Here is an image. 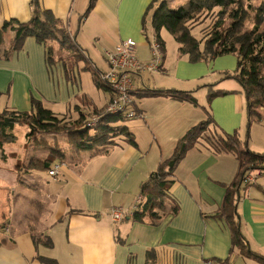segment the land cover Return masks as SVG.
Wrapping results in <instances>:
<instances>
[{
	"label": "crops",
	"instance_id": "crops-1",
	"mask_svg": "<svg viewBox=\"0 0 264 264\" xmlns=\"http://www.w3.org/2000/svg\"><path fill=\"white\" fill-rule=\"evenodd\" d=\"M36 1L40 11L50 12L73 38L75 48L84 57V65L80 68L77 63L71 73L73 77L68 79L62 61L57 57L48 59L46 45L34 36H26L20 49L12 50L14 30L7 29L0 41V112L5 109L30 111L32 99L58 116L72 113V108L74 111L102 108L110 98V91L103 87L107 96L103 95L102 100L97 96L99 86L88 67L98 74L107 70L104 50L112 49L126 38L136 42V56L146 61L139 49L149 48L148 40L154 36L151 18L155 5L146 13L151 0H95L83 15L90 0ZM33 8V0H0V28L10 20L27 22ZM176 44L177 49L178 45L184 51L189 49V40ZM163 50L159 72L144 79L133 77L135 88L189 89L196 82L197 94L207 93L203 85L208 83L204 80L213 76L211 60L218 56L191 61L187 52L178 49L179 56L175 54L173 66L169 68L165 41ZM95 55L103 59L105 69L98 66ZM218 63L223 68L224 60ZM82 71L87 74L86 85L81 80ZM162 80L171 83H160ZM227 100L232 101V107L228 112H220L219 106L226 108ZM134 103L137 117L131 118L134 123L127 126L136 145L119 138L111 144L78 153L65 148L64 160L56 161L62 166L52 182L43 185L46 200L40 217V225H43L38 229L40 234L50 236L52 246L35 245L33 232L21 226L23 221L12 219L11 223L8 217L10 226L5 229L13 228V232L10 237L1 238L0 264H43L38 256L55 259L56 264H147L148 254L153 264H252L251 258L232 248L226 222L213 217L222 206L227 188L235 180L238 162L234 155L216 152L204 144L201 146V142L188 149L175 166L174 182L167 193V212L160 213L158 220L146 217L137 221L132 215L117 222L110 218L108 212L112 207L131 209L140 196L141 184L150 173L171 156L176 143L189 128L206 118L198 103L194 105L169 95L135 94ZM211 104L214 123L210 129L232 133L242 124L244 100L241 94L217 96ZM17 152L19 148L14 141L0 148V205L6 199H14L13 188L19 174L16 172ZM33 200L38 201L34 197ZM172 201L177 203L175 214L169 210ZM236 206L240 230L248 246L264 256V176H255L245 190L240 189ZM4 211L6 208L1 212Z\"/></svg>",
	"mask_w": 264,
	"mask_h": 264
},
{
	"label": "trees",
	"instance_id": "trees-1",
	"mask_svg": "<svg viewBox=\"0 0 264 264\" xmlns=\"http://www.w3.org/2000/svg\"><path fill=\"white\" fill-rule=\"evenodd\" d=\"M197 1L189 0L186 6H179L177 8L169 9L165 7L164 0H151L146 13L152 9L156 4L157 9L153 8L151 23L154 37L161 44L164 57V40L160 35L162 28L174 36L177 43L184 44L189 40V49L184 51L182 46L179 51L187 52L191 61H198L200 59L211 60L219 55L232 53L237 58V65L235 71L232 73L224 72L222 79H234L239 89H220L216 88L215 83H208L203 85L207 89L206 99L207 105L202 106L206 114V118L189 128L185 134L178 140L171 156L160 162L155 171L150 173L148 178L140 186V195L142 197L138 209L132 214V218L137 221H142L144 218L158 220L160 213L167 212V193L170 185L174 182L172 175L177 163L183 158L186 151L192 148L196 143L201 142L202 134L206 131L212 133L211 139H206V144L209 149L216 152L230 153L234 155L238 162V172L234 182L227 188L221 208L213 217L223 219L231 233L232 248L236 247L239 253L244 257L251 258L254 261L264 264V256L255 252L248 246L245 236L242 234L238 222V214L236 211V204L240 199V189L245 190L252 182L244 183L245 175L252 174L264 176V151L255 152L248 148L247 140L244 142V148L240 147V138L238 132L234 130L232 133H226L221 129H210L214 123L211 112V101L217 97L229 93H239L243 96L245 102L246 112V128L257 122L264 120V117L258 113V108H264V17L260 18L252 24L251 28L244 29L243 23L247 20V12L245 16L238 15L243 0H212L213 6L230 7L233 10V17L241 19V23L237 26L233 21L221 30L214 31V35L209 38L204 44V48H200L199 41H195L190 37V33L186 23L194 20L196 12L201 9ZM95 0H90L85 15L93 6ZM34 8L32 17L27 22H17L15 20L6 21L0 28V41L2 34L7 29L14 30V37L12 40V50L20 49L23 40L26 36H34L38 41L46 45L48 59L52 57L51 47L47 44L46 38L56 41L62 46H67L74 51L72 60L68 62L62 61L65 69L66 78L70 79L73 67L80 59H84L80 51L75 48L74 40L68 35L60 21L51 16L50 12L40 11L37 1L33 0ZM236 6V7H235ZM250 7L251 5L248 4ZM229 10V11H230ZM230 11V12H231ZM229 12V13H230ZM146 38L148 34L143 28ZM150 40H148L149 42ZM91 70L93 77L98 84L107 88V86L99 81V74ZM108 89V88H107ZM138 96L147 95H169L170 97L180 100L188 101L194 105L197 100L194 96V90H179V89H162V88H137L135 93ZM32 108L30 111H16L3 110L0 112V148L2 149L4 141L13 139V130L16 123H24L29 126L26 133L28 140H34L36 144H45L44 139H38L39 134L55 135L63 134L67 136L69 148L71 153H78L81 150L95 149L98 145H108L114 142V138L122 135L128 142L136 145L132 133L128 130V126L111 125L112 122L119 120H126L121 114H107L103 113L102 108H93L89 116L95 117L96 121L91 122L88 115L80 114L79 118L63 122L57 114L50 109L44 107L38 100L32 99ZM85 117V119H84ZM215 127V126H214ZM92 130V131H91ZM67 152L64 148L53 147L49 148L48 154L44 159L32 158L30 166L34 169L48 170L56 161L64 160ZM3 157V153H2ZM61 163V162H60ZM243 184V186H242ZM170 213L177 212V203L172 201V206L169 208ZM126 217V216H125ZM123 217L121 220H123ZM120 220V221H121ZM32 239L35 245L43 244L47 247L52 246V240L49 235L32 234ZM38 259L43 264H56V260L44 256H38ZM147 264L152 263V256L148 254Z\"/></svg>",
	"mask_w": 264,
	"mask_h": 264
},
{
	"label": "rangeland",
	"instance_id": "rangeland-1",
	"mask_svg": "<svg viewBox=\"0 0 264 264\" xmlns=\"http://www.w3.org/2000/svg\"><path fill=\"white\" fill-rule=\"evenodd\" d=\"M165 1V7L169 9H174L179 6H186L187 1L189 0H164ZM212 0H201L197 1L198 6L201 5V9L196 12V15L194 17V20H191L186 23V26L188 28V31L190 33V37L194 38L195 41H199L200 48H204V44L206 41L211 38V36L214 35V31L216 30H221L222 27L228 26L229 23L235 21L236 25L238 26L241 23V19H238V17H233V10L231 11L230 7L224 8L220 6H213L212 5ZM248 4L251 6L249 7ZM157 4H156V9H157ZM236 7V6H235ZM231 12H230V11ZM154 11V10H152ZM230 12V13H229ZM247 12L248 18L247 20L243 23V28H251L252 24L257 21L260 17H264V0H243V5L240 8V11L238 12V15L245 16ZM153 13V12H152ZM247 16V15H246ZM147 31L148 34L152 37L150 33V29L147 26ZM161 37L165 41V47L167 50L166 53V65L169 68H172L173 66V61L175 59V54L176 57L178 58V49H177V44L175 40H173L170 37V33L166 31L165 29L161 30ZM47 44L51 47L52 50V57H57L60 58L61 60H64L65 62H68L69 60L73 61L71 49L67 46H62L59 43H57L54 40H51L50 38H46ZM140 50V55L143 57L142 59H150V50L147 46H143ZM95 59L96 63L101 69H105V63L103 59L100 57L98 58L96 55L93 56ZM210 60V59H209ZM220 60H224V65L221 66L219 65L218 62ZM211 69L213 70V76L209 77L208 80H204V83H215L216 88H229V89H239L238 83L234 79H222L224 72H234L236 69L237 65V58L233 54H224L222 56H218L217 59L211 60ZM188 62V61H186ZM217 63V65H215ZM80 64V68L82 65H84V60L80 59L78 61V65ZM83 70V69H82ZM106 71V70H105ZM157 73V72H156ZM153 75V74H152ZM81 80L83 85L85 84V78L87 77V74L82 71L80 73ZM154 76V75H153ZM155 80L160 81V77L156 78ZM137 82V79L135 80ZM160 83H165L169 84L168 80H162ZM200 83H203L202 81ZM198 83L195 82L194 86L192 85L193 88L189 89H182V88H176L179 90H196V86ZM165 87H170V86H165ZM206 89V88H204ZM207 91V89L205 90ZM96 94L101 100L103 99V95L107 96V92L105 89H103L102 86H99V88L96 91ZM239 94V93H236ZM194 96L197 100L198 105L201 106H206L207 104V99H206V92L202 93L199 92L197 94V91L194 92ZM243 99V96H242ZM244 100V99H243ZM203 103V104H200ZM218 104V103H217ZM225 107L226 108H221L219 106V111L220 112H228L229 108L232 107V101L227 100L225 101ZM212 104H211V112H212ZM72 113H66L64 116H59V118H62L64 120L63 122L70 121V120H75L76 118L80 117V114H85V117L90 115L92 112V109H84L82 111L79 110H73L71 109ZM240 113V110L238 111ZM258 113L264 117V108H258ZM214 114V113H213ZM84 117V119H85ZM87 118V117H86ZM92 119V116L88 117V121ZM86 120V119H85ZM125 123L126 125H132L133 123L131 122V118H128L126 120H119L117 122H112L111 125H122ZM136 129V128H133ZM29 130V126L27 124L21 123L15 126L13 130V139H7L4 141V143L7 142H13L14 144L17 145L19 148V152H17L16 156L18 158V163L17 164V170L16 171L18 174V180L15 188H13V193H14V199L11 201L5 200L0 209V241H2L1 238L3 237H10V235L13 232V228L10 230H6L5 228L10 226L8 222V217L11 218V223L12 219L17 221V222H22L21 224L22 227H26L28 231H32L33 234L35 235H41L40 227L43 225L41 224V210H43V204L45 198V191L43 193V185H46L47 181L52 182V178L55 176H49L47 173V170H40V169H32L30 166L32 158H38V159H44L49 151V148L53 147H58V148H69V143L66 135L63 134H55V135H44V134H39L37 136L38 139H44L45 144H36L34 140H28L26 138V133ZM238 132V137L240 138V147L244 148V142L247 140V145L248 148L252 151L255 152H263L264 151V120L262 121H257L253 123L249 129L246 128V112H245V102L243 105V121L241 125H238L234 128ZM92 131V130H91ZM138 132H141V130H137ZM229 133V132H228ZM122 135L116 136L114 139L118 140L119 138H122ZM212 133L208 130L205 133L202 134L201 137V143L203 146H206L208 148V145L205 143L206 139H211ZM3 143V144H4ZM25 144V147H24ZM66 150V149H65ZM39 176H38V175ZM38 177L39 181L36 179ZM36 180V181H34ZM12 193V195H13ZM38 200L41 202V206L39 205L40 203L38 201L32 202V198ZM15 201V202H13ZM4 208H6V211L1 212ZM11 212H10V211ZM5 217V218H4ZM12 225V224H11ZM13 227V226H12ZM41 250H43V246H39ZM244 258V257H242ZM252 264H261L257 263L255 261H250Z\"/></svg>",
	"mask_w": 264,
	"mask_h": 264
},
{
	"label": "built area",
	"instance_id": "built-area-1",
	"mask_svg": "<svg viewBox=\"0 0 264 264\" xmlns=\"http://www.w3.org/2000/svg\"><path fill=\"white\" fill-rule=\"evenodd\" d=\"M136 42L132 38H126L112 49H105L104 54L108 63L106 71L99 74V81L107 86L110 91V98L104 106L103 113L121 114L125 118L137 117L135 110L134 96L137 88L134 85L133 77L146 78L159 72L163 62V51L161 44L153 36L149 41L150 59L141 61L135 54ZM141 79V80H142ZM96 121L92 117L91 122ZM62 163L57 162L48 170L50 176L59 173ZM254 180V175H245L243 182L249 183ZM141 195L137 197L131 209L122 206L110 208L109 216L114 221H120L127 215H132L141 203Z\"/></svg>",
	"mask_w": 264,
	"mask_h": 264
}]
</instances>
